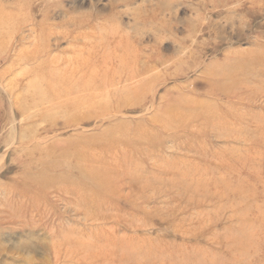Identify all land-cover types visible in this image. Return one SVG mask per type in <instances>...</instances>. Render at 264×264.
Instances as JSON below:
<instances>
[{
  "label": "rangeland",
  "instance_id": "obj_1",
  "mask_svg": "<svg viewBox=\"0 0 264 264\" xmlns=\"http://www.w3.org/2000/svg\"><path fill=\"white\" fill-rule=\"evenodd\" d=\"M0 264H264V0H0Z\"/></svg>",
  "mask_w": 264,
  "mask_h": 264
},
{
  "label": "bare ground",
  "instance_id": "obj_2",
  "mask_svg": "<svg viewBox=\"0 0 264 264\" xmlns=\"http://www.w3.org/2000/svg\"><path fill=\"white\" fill-rule=\"evenodd\" d=\"M67 64L69 66H71V68H68V66L63 67V69H64L63 73L65 74V76H63V78L61 80L62 81L69 80V82H72V85L75 86L71 91H69L70 93L71 92L72 93H74V92H86L83 95H81L79 98H80V100L83 98H84V100H89V98H91V96L94 95V94L91 95L88 92L90 89L94 88L93 85L87 84L85 78L83 79L85 82H81V80H80L81 78L78 79L76 76L80 73V71H84V75H85L86 70H88V65H86L85 63L79 64V63H76L74 61L71 62V60L67 61ZM141 72L142 71L138 67L134 68L133 75H132L131 79H135V78L137 79V77L139 78V76L141 75ZM69 74H70V76H69ZM87 75L91 76V74H89V73ZM121 81H122V78H120V77H118L117 80L110 77V79H108V80L106 79V81H104V83L106 84V85L105 84L104 85L107 87H110V86H113L115 83H120ZM76 83H78V84H76ZM105 95H107V92ZM35 103H37V102H35Z\"/></svg>",
  "mask_w": 264,
  "mask_h": 264
}]
</instances>
